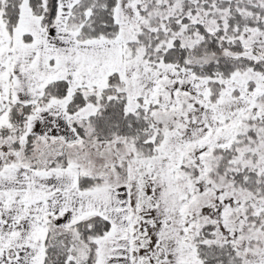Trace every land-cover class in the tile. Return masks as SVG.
<instances>
[{"label": "snow or ice", "instance_id": "snow-or-ice-1", "mask_svg": "<svg viewBox=\"0 0 264 264\" xmlns=\"http://www.w3.org/2000/svg\"><path fill=\"white\" fill-rule=\"evenodd\" d=\"M0 264H264V0H0Z\"/></svg>", "mask_w": 264, "mask_h": 264}]
</instances>
